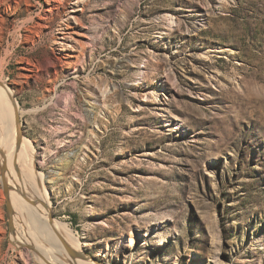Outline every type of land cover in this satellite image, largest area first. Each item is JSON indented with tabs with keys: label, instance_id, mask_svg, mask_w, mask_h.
<instances>
[{
	"label": "rangeland",
	"instance_id": "374dc122",
	"mask_svg": "<svg viewBox=\"0 0 264 264\" xmlns=\"http://www.w3.org/2000/svg\"><path fill=\"white\" fill-rule=\"evenodd\" d=\"M0 80L52 255L264 264V0H0ZM1 151L0 264H45Z\"/></svg>",
	"mask_w": 264,
	"mask_h": 264
},
{
	"label": "bare ground",
	"instance_id": "6f19581e",
	"mask_svg": "<svg viewBox=\"0 0 264 264\" xmlns=\"http://www.w3.org/2000/svg\"><path fill=\"white\" fill-rule=\"evenodd\" d=\"M14 102L13 91L0 80V133L5 134V137L2 136V139H0L2 172L4 174L2 181L4 184L2 186L7 189L6 194L13 197V202L16 203L18 208V216L21 218L24 216L27 219L30 228L28 236L31 237H28V241L39 250L45 264H93L79 257L80 261H78L69 252V249L72 251V247L68 242L63 241L59 245L71 256L70 258L67 257L70 260L67 263L64 259L50 253L49 247L54 246L52 243L48 245L43 243L42 233L38 229V225L42 224L43 221L42 214L39 213L42 210V200L36 201V197L40 196V190L36 188L33 177L28 170V162L24 160L19 165V163L13 161V151L16 152L19 144L23 142L18 123H16L17 106ZM4 143L7 145L6 149Z\"/></svg>",
	"mask_w": 264,
	"mask_h": 264
},
{
	"label": "water",
	"instance_id": "95a60500",
	"mask_svg": "<svg viewBox=\"0 0 264 264\" xmlns=\"http://www.w3.org/2000/svg\"><path fill=\"white\" fill-rule=\"evenodd\" d=\"M15 103V102H14ZM15 105H16V103H15ZM4 190L5 191H7V189L6 188H4ZM10 211V209H9V203H8V212ZM10 215V214H9ZM9 219H10V224L12 223V216L10 215L9 216ZM11 229H12V224H11ZM69 252L73 255V256H75L76 255V253H72V251L69 249ZM76 256H78V255H76Z\"/></svg>",
	"mask_w": 264,
	"mask_h": 264
}]
</instances>
